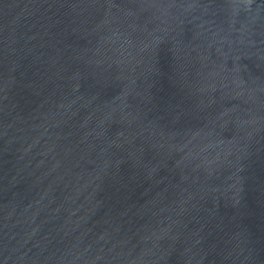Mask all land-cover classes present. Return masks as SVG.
Instances as JSON below:
<instances>
[{
  "label": "water",
  "instance_id": "obj_1",
  "mask_svg": "<svg viewBox=\"0 0 264 264\" xmlns=\"http://www.w3.org/2000/svg\"><path fill=\"white\" fill-rule=\"evenodd\" d=\"M0 264H264V0H0Z\"/></svg>",
  "mask_w": 264,
  "mask_h": 264
}]
</instances>
